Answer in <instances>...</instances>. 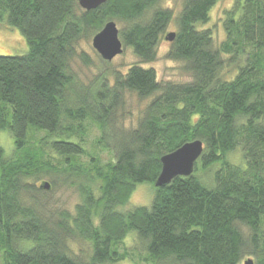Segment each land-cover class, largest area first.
I'll return each mask as SVG.
<instances>
[{"label": "trees", "instance_id": "16d2710c", "mask_svg": "<svg viewBox=\"0 0 264 264\" xmlns=\"http://www.w3.org/2000/svg\"><path fill=\"white\" fill-rule=\"evenodd\" d=\"M219 1L85 11L77 0H0V28L28 48L0 56V132L13 143L9 154L0 144V264H264V0H233L217 40L205 25ZM109 21L139 62L83 85L73 68L91 62L80 42ZM171 24L167 59L183 64L185 83L142 67ZM128 96L147 105L125 130ZM91 127L100 136L88 152ZM196 140L193 174L155 187L161 158ZM99 148L112 160L102 164ZM42 177L49 191L33 185ZM143 183L154 187L150 208L120 211ZM58 184L78 195L73 210L44 198Z\"/></svg>", "mask_w": 264, "mask_h": 264}, {"label": "rangeland", "instance_id": "374dc122", "mask_svg": "<svg viewBox=\"0 0 264 264\" xmlns=\"http://www.w3.org/2000/svg\"><path fill=\"white\" fill-rule=\"evenodd\" d=\"M181 0H161V9H172L173 11H178L180 8ZM233 0H221L212 9L209 15V21L205 25L206 27L214 30L215 35H217V40H221L223 37L221 31L220 18L222 13L227 10ZM118 30L121 29L120 24H116ZM175 26L171 24L165 30L160 42L156 48V58L153 62L148 64H143L142 67L145 69H152L157 77V81L160 82H171V83H185L189 80V75L183 70V64L181 62L172 61L167 59V53L170 49V42L165 40V36L168 33H174ZM93 37V36H92ZM90 37L88 40H82L79 45V52H83L88 56L91 65L86 67L81 61L76 62L73 71L79 78V81L84 85H88L92 80L99 74L112 75L114 72L124 73L130 66L138 64V59L134 56L129 48L123 47V52L114 57L110 62H104L96 51L92 48ZM27 44L25 39L20 35V33L13 29L0 28V56H22L27 53ZM147 105V101H140L137 98L128 96L125 101L124 111L125 117L121 121H117V125L123 127L125 130H130L135 127L136 120L140 116V112ZM99 133L96 128L91 127L90 133L86 139V149L91 152V148L95 140L99 137ZM0 144L4 148L6 154H9L13 148L12 139L9 137L8 133L0 132ZM96 156L100 159L102 164L108 163L112 160V153L108 149L99 148L95 152ZM235 159L238 160V156L234 155ZM83 161H87L82 159ZM40 181L49 182V179L42 177L33 185L39 184ZM59 187L51 194L44 196L45 199H50V202L55 206L63 207L67 210H73L75 204L79 202V197L76 192L72 189H66L60 184ZM154 187L149 183H143L136 186L135 190L129 197L127 204L120 208V211L125 212L133 208L145 207L150 208L153 198H154ZM42 200L41 196H38ZM43 201V200H42ZM58 207V208H59ZM129 235V234H128ZM130 243L129 240H127ZM126 245V244H125ZM128 245H126L127 247ZM85 245L77 244L74 250L79 252V248H84ZM119 252H123V245L118 247ZM130 254V251H129ZM250 259V258H249ZM247 260V259H246ZM243 260L240 264H243ZM253 260V259H252ZM137 260L135 259V262ZM254 262V261H253ZM117 264H132L130 260H126Z\"/></svg>", "mask_w": 264, "mask_h": 264}, {"label": "water", "instance_id": "95a60500", "mask_svg": "<svg viewBox=\"0 0 264 264\" xmlns=\"http://www.w3.org/2000/svg\"><path fill=\"white\" fill-rule=\"evenodd\" d=\"M106 0H77L78 6L85 10L91 11L102 4ZM175 33H168L165 40L172 42ZM92 48L106 62H110L114 57L123 52L122 41L119 37V30L113 21L107 22L102 29L97 32L91 40ZM203 152L202 143L199 141L189 142L181 145L173 152L164 155L161 158L162 171L155 182L156 187L166 186L172 178L177 176L188 177L193 171L194 164L198 161ZM39 189L49 191L51 186L48 182L42 181ZM244 264H252L246 261Z\"/></svg>", "mask_w": 264, "mask_h": 264}, {"label": "bare ground", "instance_id": "6f19581e", "mask_svg": "<svg viewBox=\"0 0 264 264\" xmlns=\"http://www.w3.org/2000/svg\"><path fill=\"white\" fill-rule=\"evenodd\" d=\"M196 141H199V140H196ZM192 142H194V141H192ZM199 142H201V141H199ZM188 143H189V142H188ZM201 143H202V142H201ZM202 149H203V144H202ZM195 164H196V163H195ZM195 164H194V165H195ZM161 171H162V165H161ZM161 171H160V173H161ZM193 172H194V167H193V171H192L191 175L193 174ZM159 175H160V174H159ZM191 175H190V176H191ZM158 177H159V176H158ZM177 177H180V176H177ZM188 177H189V176H188ZM175 178H176V177H175ZM157 179H158V178H157ZM172 179H173V178H172ZM171 181H172V180H171ZM171 181H170V182H171ZM155 182H156V181H155ZM170 182H169L167 185H169ZM167 185H166V186H167ZM154 186H155V184H154ZM155 187H156V186H155ZM164 187H165V186H164ZM157 188H161V187H157ZM246 261H251L252 264H254V262H253L252 259H247ZM246 261H245V262H246Z\"/></svg>", "mask_w": 264, "mask_h": 264}]
</instances>
